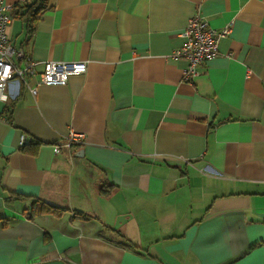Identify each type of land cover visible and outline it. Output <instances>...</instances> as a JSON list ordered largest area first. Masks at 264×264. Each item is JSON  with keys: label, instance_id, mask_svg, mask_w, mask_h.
I'll return each instance as SVG.
<instances>
[{"label": "crops", "instance_id": "obj_1", "mask_svg": "<svg viewBox=\"0 0 264 264\" xmlns=\"http://www.w3.org/2000/svg\"><path fill=\"white\" fill-rule=\"evenodd\" d=\"M196 13L230 31L186 81ZM7 34L86 71L0 103V264H264V0H47Z\"/></svg>", "mask_w": 264, "mask_h": 264}, {"label": "built area", "instance_id": "obj_2", "mask_svg": "<svg viewBox=\"0 0 264 264\" xmlns=\"http://www.w3.org/2000/svg\"><path fill=\"white\" fill-rule=\"evenodd\" d=\"M12 6L0 0V103L7 104L13 97L12 88L16 93L21 87H26L32 95L37 94V86L62 85L71 75H77L86 71L84 61H54L48 60L41 63L26 54L23 49L16 48L7 34V27L11 20ZM230 31V25L219 30L209 27L206 20L198 13L188 19L182 32L183 45L175 50L173 57H181L186 60L183 79L191 81L198 74V66L218 53V44L222 37ZM37 77L33 85L29 78ZM84 136L71 130L66 137L64 145L82 144ZM28 142V137L22 134L19 146Z\"/></svg>", "mask_w": 264, "mask_h": 264}, {"label": "trees", "instance_id": "obj_3", "mask_svg": "<svg viewBox=\"0 0 264 264\" xmlns=\"http://www.w3.org/2000/svg\"><path fill=\"white\" fill-rule=\"evenodd\" d=\"M47 0H34L31 2L24 1L22 3H16L12 6L11 15L14 17L23 18L27 23L28 33L31 35L35 31L36 22L38 21L39 14L46 8ZM26 145V143H24ZM22 145V146H24ZM67 208L62 206L54 205L48 203L46 201L40 200L38 198L32 199V205L30 207L31 215L42 214V213H50L53 215H61L66 212ZM76 216H80L82 218H87L81 212H75ZM113 232V230H110ZM116 237L119 238V242L125 246H132L131 242L118 234L117 232H113Z\"/></svg>", "mask_w": 264, "mask_h": 264}]
</instances>
